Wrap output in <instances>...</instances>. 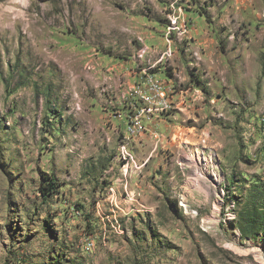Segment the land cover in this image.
I'll return each instance as SVG.
<instances>
[{"label":"rangeland","instance_id":"1","mask_svg":"<svg viewBox=\"0 0 264 264\" xmlns=\"http://www.w3.org/2000/svg\"><path fill=\"white\" fill-rule=\"evenodd\" d=\"M0 264H264V0H0Z\"/></svg>","mask_w":264,"mask_h":264},{"label":"built area","instance_id":"2","mask_svg":"<svg viewBox=\"0 0 264 264\" xmlns=\"http://www.w3.org/2000/svg\"><path fill=\"white\" fill-rule=\"evenodd\" d=\"M154 87H155V93L157 94V98L152 99V97L150 98L148 96L145 98L147 102L145 103V106L143 109L144 111H147L148 113H151L156 109L162 110L169 106L166 92L163 91V89H161V87L158 85L154 84ZM134 131L135 129L131 127L130 132H134Z\"/></svg>","mask_w":264,"mask_h":264},{"label":"trees","instance_id":"3","mask_svg":"<svg viewBox=\"0 0 264 264\" xmlns=\"http://www.w3.org/2000/svg\"><path fill=\"white\" fill-rule=\"evenodd\" d=\"M46 180H49L48 183L40 189V192H42L43 196H48V194H50L51 189L55 187V178H48ZM243 234L248 235L249 237H253L252 232L243 231Z\"/></svg>","mask_w":264,"mask_h":264}]
</instances>
